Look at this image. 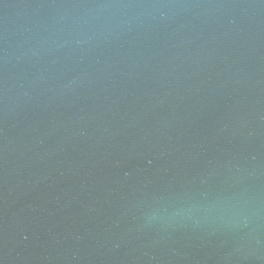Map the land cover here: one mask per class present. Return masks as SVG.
<instances>
[{
  "label": "water",
  "instance_id": "95a60500",
  "mask_svg": "<svg viewBox=\"0 0 264 264\" xmlns=\"http://www.w3.org/2000/svg\"><path fill=\"white\" fill-rule=\"evenodd\" d=\"M0 264H264V0H0Z\"/></svg>",
  "mask_w": 264,
  "mask_h": 264
}]
</instances>
